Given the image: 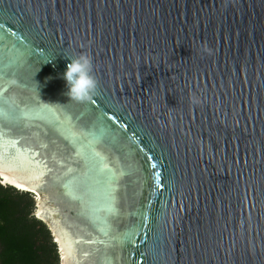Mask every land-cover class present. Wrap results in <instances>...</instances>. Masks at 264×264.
Returning a JSON list of instances; mask_svg holds the SVG:
<instances>
[{
  "label": "water",
  "instance_id": "water-1",
  "mask_svg": "<svg viewBox=\"0 0 264 264\" xmlns=\"http://www.w3.org/2000/svg\"><path fill=\"white\" fill-rule=\"evenodd\" d=\"M0 170L60 264H264V0H0Z\"/></svg>",
  "mask_w": 264,
  "mask_h": 264
},
{
  "label": "trees",
  "instance_id": "trees-1",
  "mask_svg": "<svg viewBox=\"0 0 264 264\" xmlns=\"http://www.w3.org/2000/svg\"><path fill=\"white\" fill-rule=\"evenodd\" d=\"M35 208L32 192L0 181V264H60L57 242Z\"/></svg>",
  "mask_w": 264,
  "mask_h": 264
},
{
  "label": "clouds",
  "instance_id": "clouds-1",
  "mask_svg": "<svg viewBox=\"0 0 264 264\" xmlns=\"http://www.w3.org/2000/svg\"><path fill=\"white\" fill-rule=\"evenodd\" d=\"M69 58L71 62L63 74L68 88L67 95L71 97V101L86 103L99 90V81L94 75L93 58L85 52ZM193 102L197 103L198 100L193 97Z\"/></svg>",
  "mask_w": 264,
  "mask_h": 264
},
{
  "label": "bare ground",
  "instance_id": "bare-ground-1",
  "mask_svg": "<svg viewBox=\"0 0 264 264\" xmlns=\"http://www.w3.org/2000/svg\"><path fill=\"white\" fill-rule=\"evenodd\" d=\"M0 173L4 176L5 179H10L13 183H15L16 185H21L23 186L22 182L17 180L16 178H14L13 176H11L10 174L0 170Z\"/></svg>",
  "mask_w": 264,
  "mask_h": 264
},
{
  "label": "snow or ice",
  "instance_id": "snow-or-ice-1",
  "mask_svg": "<svg viewBox=\"0 0 264 264\" xmlns=\"http://www.w3.org/2000/svg\"><path fill=\"white\" fill-rule=\"evenodd\" d=\"M5 183H12V181L10 180V179H6L5 181H4ZM17 187H22L21 185H16Z\"/></svg>",
  "mask_w": 264,
  "mask_h": 264
}]
</instances>
